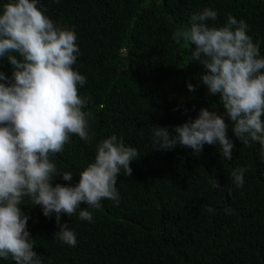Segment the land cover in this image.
Segmentation results:
<instances>
[{
  "label": "trees",
  "instance_id": "16d2710c",
  "mask_svg": "<svg viewBox=\"0 0 264 264\" xmlns=\"http://www.w3.org/2000/svg\"><path fill=\"white\" fill-rule=\"evenodd\" d=\"M40 6L58 25L76 31L74 69L86 77L80 95L91 96L85 110L95 117L90 121L95 139L86 143L72 136L53 158L57 168L71 172V184L78 183L95 161L96 145L112 135L139 153L130 165L132 176L121 172L118 178V204H81L76 215L61 217L76 234L75 246L55 236L60 231L55 214L45 217L25 198L22 211L42 264H264L261 146L242 145L231 127V160L223 158L218 144L195 154L179 145L155 151L152 143L156 125L174 136L175 128L195 120L202 108L223 114L220 95L208 94L200 80L205 70L192 61L194 45L176 43L174 31L190 27L193 14L211 8L218 19L209 24L223 25L229 14L245 21L264 56V0H40ZM0 63L11 78L7 59ZM242 167L248 168L244 185L236 187L231 173ZM213 179L223 192L212 189ZM57 183L69 184L61 177ZM82 209L93 214V222L79 219ZM0 264L14 261L0 259Z\"/></svg>",
  "mask_w": 264,
  "mask_h": 264
},
{
  "label": "clouds",
  "instance_id": "9594fccd",
  "mask_svg": "<svg viewBox=\"0 0 264 264\" xmlns=\"http://www.w3.org/2000/svg\"><path fill=\"white\" fill-rule=\"evenodd\" d=\"M59 3V0H56ZM40 6V0H7L0 5V61L12 67L9 78L0 70V259L14 264H42L34 251L35 242L27 230L29 216L22 211L25 198L40 206L45 217L56 216L60 231L56 237L70 246L77 244L74 230L61 217L76 215L81 204L102 208V201L118 204V178L131 177V163L138 150L112 135L96 145L95 161L71 184V172H61L54 157L71 143L72 136L91 143V96L80 95L86 77L74 69L79 47L74 27L58 25ZM211 8L193 14L190 27H178L172 39L194 45L192 61L205 70L200 76L208 94L220 95L223 114L202 108L195 120L175 128L153 129V149L170 151L177 145L195 154L204 146L219 145L223 158L232 159L234 133L242 145L261 146L264 157V56L248 35L249 26L229 14L223 25ZM0 63V68H3ZM188 90L196 87L188 84ZM230 122V123H229ZM248 168L231 173L236 187H243ZM61 177L65 184H55ZM212 189L223 192L217 179ZM210 213L214 209H207ZM226 208L227 214L232 213ZM79 219L93 222V214L82 209Z\"/></svg>",
  "mask_w": 264,
  "mask_h": 264
}]
</instances>
